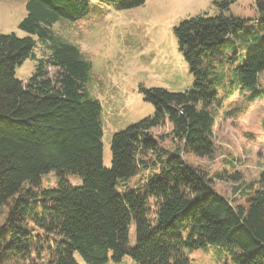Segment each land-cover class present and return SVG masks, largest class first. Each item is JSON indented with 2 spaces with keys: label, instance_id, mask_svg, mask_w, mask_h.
Masks as SVG:
<instances>
[{
  "label": "trees",
  "instance_id": "trees-1",
  "mask_svg": "<svg viewBox=\"0 0 264 264\" xmlns=\"http://www.w3.org/2000/svg\"><path fill=\"white\" fill-rule=\"evenodd\" d=\"M101 1L127 10L147 0ZM232 3L217 0V15L195 16L174 27L194 85L183 92L141 88L154 114L113 136L107 168L102 106L86 85L91 64L53 31L61 20L85 18L90 5L27 0L19 29L39 42L0 34V264L33 257L42 264H78L75 253L88 264L125 257L137 264H193L186 251L214 246L232 264H264V177L239 188L236 194L245 202L236 204L184 159V154L211 158L216 151L210 110L217 94L205 68L225 52L227 38L245 33L248 21L227 13ZM256 6L261 17L250 33L256 46L237 68L240 92L251 99L261 95L258 77L264 72V0ZM38 44L47 50L39 58ZM28 59L37 64L24 83L16 69ZM167 121L173 150L153 135ZM50 173L57 187L42 188ZM69 176L81 183L71 184ZM134 178L139 180L128 185Z\"/></svg>",
  "mask_w": 264,
  "mask_h": 264
},
{
  "label": "rangeland",
  "instance_id": "rangeland-1",
  "mask_svg": "<svg viewBox=\"0 0 264 264\" xmlns=\"http://www.w3.org/2000/svg\"><path fill=\"white\" fill-rule=\"evenodd\" d=\"M215 1L147 0L140 7L121 10L101 0H87L90 13L85 18L77 22L61 20L53 26L54 33L78 47L91 64L86 85L89 95L99 100L102 106L105 167H111L113 136L154 114V107L145 101L141 88L183 92L193 87L195 79L179 51L174 27L195 16L217 15L219 10ZM26 3L27 0H0V34L32 37L38 43L36 36L19 29L27 14ZM227 13L248 22L245 33L227 38L225 52L212 58L205 68L217 94L210 110L215 120L216 151L211 158L184 154V159L206 172L218 193L236 204H244V198L236 191L264 177V72L258 77L261 95L251 99L249 93L240 92L237 68L246 53L256 46L250 33L257 30L256 19L261 16L256 0H233ZM46 51L42 44H38L35 53L39 58ZM36 64V60H26L17 67L16 77L26 83ZM171 130L168 121L153 130L160 146L168 150L175 149L168 136ZM232 177H238L240 181L235 182ZM68 179L73 185L81 183L76 177L69 176ZM137 180L139 178H134L128 185H134ZM57 183L55 174L50 173L42 178L41 187L54 189ZM5 211L4 207L3 213ZM3 221L4 215L0 216V225ZM130 242L134 245V229ZM185 255L193 264H232L218 246L186 251ZM74 257L78 264H88L80 254L75 253ZM13 264L42 263L33 257ZM106 264L137 263L125 257L117 263L110 259Z\"/></svg>",
  "mask_w": 264,
  "mask_h": 264
}]
</instances>
